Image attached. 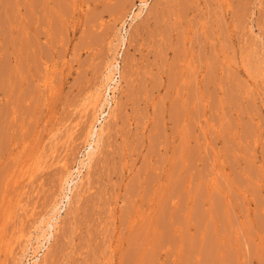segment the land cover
Returning <instances> with one entry per match:
<instances>
[{
    "label": "rangeland",
    "instance_id": "1",
    "mask_svg": "<svg viewBox=\"0 0 264 264\" xmlns=\"http://www.w3.org/2000/svg\"><path fill=\"white\" fill-rule=\"evenodd\" d=\"M0 264H264V0H0Z\"/></svg>",
    "mask_w": 264,
    "mask_h": 264
},
{
    "label": "bare ground",
    "instance_id": "2",
    "mask_svg": "<svg viewBox=\"0 0 264 264\" xmlns=\"http://www.w3.org/2000/svg\"><path fill=\"white\" fill-rule=\"evenodd\" d=\"M133 1V0H132ZM128 2V1H127ZM131 2V1H130ZM142 3H140V5L141 6H144L145 8L147 7V5H148V2L147 1H141ZM126 3V2H125ZM133 4V3H132ZM133 8V7H132ZM141 8V7H140ZM130 9V8H129ZM140 11V10H139ZM143 11V10H142ZM139 12V13H137V17H140L141 15H142V13L143 12ZM136 14V13H135ZM135 14H133V15H135ZM136 17H133L132 19H135ZM137 19V18H136ZM137 29V28H136ZM122 39V43L124 42V40H125V37H123V38H121ZM122 46V45H121ZM116 64V63H115ZM109 68V73L108 74H106V77H105V79H107V81L109 82L108 83V85L107 86H110V89L108 88V90H110L109 91V93H108V96L106 97V95H105V101L104 102H102L101 104H103V106H101L102 107V109L101 108H99V109H101V110H99L100 111V113H98L99 115H98V118H97V120H96V122L97 123H99V125H104L103 123H105L106 122V118L109 116V113H110V110L112 109V106H113V104H112V101H113V96L111 95V86L112 85H114L115 83H114V78H112L111 77V75H112V70H114V71H116V70H118L117 72L119 73V72H121V70H119V66L116 64V65H113L112 64V66H110V67H108ZM121 69V68H120ZM115 73V72H114ZM117 74V73H116ZM120 74V73H119ZM115 76V75H114ZM120 76H118L117 78H119ZM110 78H112V79H110ZM116 80V79H115ZM117 81H118V79H117ZM114 83V84H113ZM118 83V82H117ZM106 86V87H107ZM115 86V85H114ZM107 89H105V91H106ZM107 92V91H106ZM104 94H105V92H104ZM102 101H103V99H102ZM100 104V105H101ZM98 111V112H99ZM104 120V121H103ZM103 121V122H102ZM96 124V123H95ZM94 126V125H93ZM99 127V126H98ZM102 126L101 127H99V128H95V126L93 127V130H92V132L90 133V140L88 141L89 143H88V145H89V150H88V155L89 154H91V155H93L94 154V152L97 150V146L99 145V142H100V140H101V136H100V133L98 134V131L99 130H102ZM90 158V157H89ZM83 163V165H85L86 163L85 162H82ZM73 172L70 174V177H69V179L67 180V182L65 183V184H67V188H66V190L65 191H67L66 192V194H64V197H63V199H61L60 200V202L55 206V208H54V212H57V214H55V216L54 217H52V219L50 220V221H48V224H47V228L50 230H53L54 229V220L55 219H57L58 218V214H60V210H61V208H63V207H67V205H68V203L71 201L70 199H71V194L70 193H72V191H73V186H74V184H76L77 182L74 180L75 178H73L72 179V177H73ZM70 192V193H69ZM62 202V203H61ZM48 230V233H47V235H45V240H49V239H51L52 238V236H53V232L51 231H49Z\"/></svg>",
    "mask_w": 264,
    "mask_h": 264
}]
</instances>
